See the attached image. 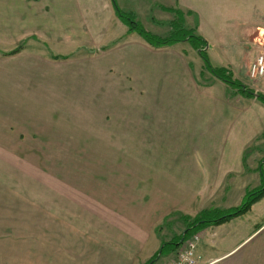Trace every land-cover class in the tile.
<instances>
[{
  "label": "crops",
  "instance_id": "obj_1",
  "mask_svg": "<svg viewBox=\"0 0 264 264\" xmlns=\"http://www.w3.org/2000/svg\"><path fill=\"white\" fill-rule=\"evenodd\" d=\"M226 1L116 0L120 9L140 22L142 17L153 21L169 17L170 21L172 12H177L184 23L191 25L187 27L204 39L207 54L213 43L243 46L246 50L252 43L261 51L251 55L242 51L245 57L241 64H229V72L254 92H262L264 78L251 80L247 72L255 56L264 53V20L255 22L246 18L243 24L240 13L224 7ZM114 20L119 19L110 0H0V264H17L18 249H42L45 257L56 252L58 258H51L53 264H127L135 249H139L133 243L134 238L141 234L144 239L139 231L124 237L131 242L121 243L110 236L116 235L115 232L102 234L101 223L78 217L76 213L65 215L55 198L33 200L31 171L36 168L32 165L33 142L47 141L48 128L38 122V117L32 119V108L33 104L47 105L49 79L55 76L48 68L49 61L54 60L50 53L62 47V52L72 50L71 56L75 49L88 47L93 49L89 54H96L103 48L106 60L129 64L121 66L126 77L139 79L144 71L150 74L157 70V65L153 64V69L144 65L143 53L159 47L143 43L125 24L120 27L121 34L106 36ZM225 30L231 33L226 34ZM258 37L262 44L255 41ZM15 48L18 50L14 53H2ZM181 51L157 56L175 64L178 69L174 72L183 75L185 85L178 87L176 94H184L185 102L180 97L167 102H161L159 97L156 102L157 88L144 86L149 101L138 105L136 132L130 131L134 129L130 121H121L120 133H116L121 141L135 143V150H122V155L136 159L126 166L140 175H165L168 181L165 188L170 193L167 200L173 201V211L167 210L163 215L177 212L190 219L204 209L236 207L248 189L258 186L264 167V103L208 71L206 80H194L189 57L185 50ZM178 109H184L189 117L180 137L185 143L184 151L146 149L148 141L177 138L171 122L172 133L160 132L156 115L157 111L167 110L170 119L176 117L174 111ZM146 111L155 114L153 124L145 121ZM97 125L90 120L94 135L108 136L107 129L103 131ZM146 198L149 200L143 201ZM50 199L59 204L55 210L46 204ZM155 200L164 199L153 191L143 193V205ZM179 218L184 221L183 216ZM109 227L116 230L113 222ZM196 233L200 237L197 252L202 264H264V196L244 214L202 227ZM143 242L139 240L137 244Z\"/></svg>",
  "mask_w": 264,
  "mask_h": 264
},
{
  "label": "rangeland",
  "instance_id": "obj_2",
  "mask_svg": "<svg viewBox=\"0 0 264 264\" xmlns=\"http://www.w3.org/2000/svg\"><path fill=\"white\" fill-rule=\"evenodd\" d=\"M262 2L264 0H227L224 7L240 13L241 23L244 24L246 18L255 22L264 20ZM141 23L145 29L158 36H166L174 28H178L169 22V17L157 18L156 21L150 17H142ZM123 26L121 21L114 20V23L109 25L106 36L111 33L121 34L120 27ZM182 26L191 27L184 23V20ZM224 33L229 34L231 31L225 30ZM136 36L147 44L140 36ZM259 38L255 41L262 44V39ZM178 43L176 46L153 48L154 52L143 53L144 65H148V69H153L154 65L158 67L150 74L144 71L145 74L139 79L126 77L121 66L129 67L127 62L106 60L102 52L103 48H100L96 54H89L93 49L82 47L75 49L72 57L54 58L55 61L50 60L48 63L49 71L55 73V76H50L49 79L47 105L33 104L32 108V119L37 120L38 117V122L42 121L48 128L47 141L33 142L32 165L36 168L31 171V181L34 202H40L41 198L46 196L55 198L63 206L65 215L76 213L78 217L95 220L96 223H101L99 228L102 234L109 235L110 231L115 232L116 235L110 234V236L121 243L123 240L131 242V239L124 237L141 231L139 233H143L144 239L141 238V234H138L140 238L139 236L134 238L133 243L135 242L139 249H135L136 253L127 264H145L151 256H155V251L162 243L175 242L185 226L177 212L163 215L173 208V201L167 200L170 198V193L165 188L164 183L168 182L165 175L163 177L140 175L134 168H129L127 162H135L136 159L132 155L128 157L125 153L124 155L121 153L123 149L135 150V143L121 141V136L117 135L120 133L121 121H130L134 128H130V131L136 132L137 113L140 109L138 105L149 101L144 86L157 88L156 102L159 101V97L161 102L176 101L178 97L185 102L182 99L184 94H176L178 87L182 88L185 85L184 78H181L183 75H179L180 71L174 72V69H178L175 64L164 62L159 56L185 50L194 80L198 82L206 80L207 70L204 68V61L193 43L191 41ZM213 44L208 48L209 61L213 67L224 68L228 73H230L229 64H241V59L245 57L242 51H246L247 55L261 51L252 43L249 44V51L243 46L226 47L220 43ZM204 48L206 50L205 46ZM63 50L62 47L58 51L54 49L53 53H50L51 58L52 55H69L72 51L62 52ZM170 64L173 67L169 66ZM202 66L203 71L200 73ZM152 72L154 75H151ZM246 79L249 81L247 77ZM238 81L244 84L242 80ZM164 90L170 91V94H163ZM150 99L153 102L151 96ZM174 112L177 113L176 117L169 119L167 110L157 111L156 120L160 123L162 134L172 133L173 127L169 122L174 124V135H177V138L172 141L155 140V143L148 141L145 145L146 149L171 150L177 153L184 151L185 143L180 137L184 134L189 117L186 116L184 109ZM193 112L195 114V111ZM153 116L154 113L146 111L144 119L147 123L153 124ZM91 119L98 123V129L102 128L103 131L107 129L108 136L94 135V130H90ZM113 133L116 135H112ZM152 191L162 196L164 200L158 202L155 200V203L143 205V193L148 194ZM148 198L143 201H148ZM51 199L46 204L51 210H55L59 204ZM239 202L235 206H238ZM105 217L108 220H105ZM110 220L116 225V230L112 231L109 227ZM169 221H173L172 226L168 224ZM159 225L160 228H157L159 230H155ZM137 238L144 242L138 245ZM180 248L181 246L178 245L165 247L161 256L152 264L171 263ZM56 257L58 258L56 252L45 257L42 249H18L17 264H53L51 258Z\"/></svg>",
  "mask_w": 264,
  "mask_h": 264
},
{
  "label": "trees",
  "instance_id": "obj_3",
  "mask_svg": "<svg viewBox=\"0 0 264 264\" xmlns=\"http://www.w3.org/2000/svg\"><path fill=\"white\" fill-rule=\"evenodd\" d=\"M110 1L116 16L123 24L127 26V30L129 32L137 33L142 39H144L148 44H150L153 47H164V46H170L177 42L191 41L194 45V48H196L197 53L204 61V68L211 75H213L214 77L218 78L219 80L223 81L228 85L238 88L246 96H255L256 94L257 99L262 103H264V94L260 92L255 93L248 86L242 84L236 79H233L232 75L228 73L224 68H215L212 66V64L209 61L206 50L204 48L205 46L204 39L198 36L193 29L184 28L182 26L183 24L182 15L180 16L177 12H172L173 17L169 22L172 23V25L177 26L178 28H174V30H172L166 36H158L155 33L145 29L144 26L141 24V22L138 21L131 13L120 9L116 0H110ZM17 50L18 48H15L11 51L2 52V53L9 54V53H14ZM68 56L69 55H52V57L55 59L67 58ZM262 196H264V167H261L260 170V182L258 186L252 189H248L244 195L242 202L238 206L225 210L217 209V208L204 209L199 213H197L195 216L191 217L190 219L184 217L185 216L184 214H179L180 215L179 217L183 216L182 219H184L185 222V227L181 231V235L177 237L175 242L170 241V242L162 243L161 246L155 251V256L154 257L151 256L145 264H152L156 260V258L161 256V254L164 252L163 249L165 247L168 248L170 245L181 246L184 240L190 238L200 228L209 225H218L234 217L244 214L250 209L251 205L254 202H256L258 199H260ZM163 223H167V222L163 221ZM168 224L172 226L173 221L171 222L169 221Z\"/></svg>",
  "mask_w": 264,
  "mask_h": 264
},
{
  "label": "built area",
  "instance_id": "obj_4",
  "mask_svg": "<svg viewBox=\"0 0 264 264\" xmlns=\"http://www.w3.org/2000/svg\"><path fill=\"white\" fill-rule=\"evenodd\" d=\"M248 77L251 80L264 78V53L257 54L250 63ZM262 94H264V91H262ZM199 239V235L195 233L190 238L184 240L176 254L175 260L169 264H202L201 256L197 252Z\"/></svg>",
  "mask_w": 264,
  "mask_h": 264
},
{
  "label": "water",
  "instance_id": "obj_5",
  "mask_svg": "<svg viewBox=\"0 0 264 264\" xmlns=\"http://www.w3.org/2000/svg\"><path fill=\"white\" fill-rule=\"evenodd\" d=\"M255 97H257V95L255 94Z\"/></svg>",
  "mask_w": 264,
  "mask_h": 264
}]
</instances>
